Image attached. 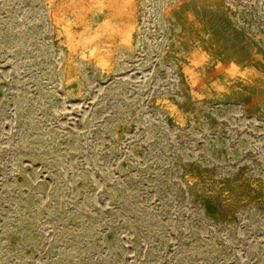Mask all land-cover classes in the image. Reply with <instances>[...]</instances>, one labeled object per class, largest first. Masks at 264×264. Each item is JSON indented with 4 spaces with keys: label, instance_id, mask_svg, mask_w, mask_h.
Segmentation results:
<instances>
[{
    "label": "rangeland",
    "instance_id": "obj_1",
    "mask_svg": "<svg viewBox=\"0 0 264 264\" xmlns=\"http://www.w3.org/2000/svg\"><path fill=\"white\" fill-rule=\"evenodd\" d=\"M0 264H264V0H0Z\"/></svg>",
    "mask_w": 264,
    "mask_h": 264
},
{
    "label": "bare ground",
    "instance_id": "obj_2",
    "mask_svg": "<svg viewBox=\"0 0 264 264\" xmlns=\"http://www.w3.org/2000/svg\"><path fill=\"white\" fill-rule=\"evenodd\" d=\"M85 50H87V49H85ZM206 53V52H205ZM208 55V54H207ZM232 62V61H231ZM189 69V68H188ZM245 71V70H244ZM239 72V71H238ZM193 77H194V75H193ZM201 87V86H200ZM203 89V88H202Z\"/></svg>",
    "mask_w": 264,
    "mask_h": 264
}]
</instances>
